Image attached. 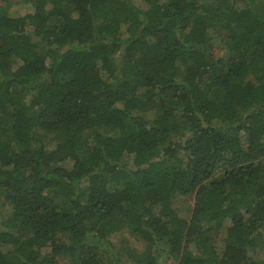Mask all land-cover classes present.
<instances>
[{
	"label": "trees",
	"instance_id": "trees-1",
	"mask_svg": "<svg viewBox=\"0 0 264 264\" xmlns=\"http://www.w3.org/2000/svg\"><path fill=\"white\" fill-rule=\"evenodd\" d=\"M0 264H264V0H0Z\"/></svg>",
	"mask_w": 264,
	"mask_h": 264
},
{
	"label": "rangeland",
	"instance_id": "rangeland-1",
	"mask_svg": "<svg viewBox=\"0 0 264 264\" xmlns=\"http://www.w3.org/2000/svg\"><path fill=\"white\" fill-rule=\"evenodd\" d=\"M29 9H24L21 6L18 5H13L9 8V13L12 16H22L25 13H28ZM125 247H128L130 250H137V251H142V246L134 241L132 238L127 236V239L124 243Z\"/></svg>",
	"mask_w": 264,
	"mask_h": 264
}]
</instances>
